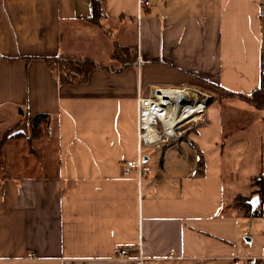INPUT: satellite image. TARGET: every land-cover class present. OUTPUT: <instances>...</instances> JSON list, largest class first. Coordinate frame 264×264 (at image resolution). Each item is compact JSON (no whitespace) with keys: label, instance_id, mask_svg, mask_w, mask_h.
<instances>
[{"label":"crops","instance_id":"1","mask_svg":"<svg viewBox=\"0 0 264 264\" xmlns=\"http://www.w3.org/2000/svg\"><path fill=\"white\" fill-rule=\"evenodd\" d=\"M146 1L101 0L94 25L92 0H0V264H130L121 249L152 264H233L264 244V214L234 201L257 187L235 193L232 176L234 164L257 169L254 180L264 170V111L228 95L264 87V3ZM114 42L134 49L132 64L82 85L58 84L45 61L103 65L95 55L111 60ZM149 87L211 100L158 162L143 150L151 173L138 181L124 167L137 160L136 98ZM42 115L48 132L32 139Z\"/></svg>","mask_w":264,"mask_h":264},{"label":"built area","instance_id":"2","mask_svg":"<svg viewBox=\"0 0 264 264\" xmlns=\"http://www.w3.org/2000/svg\"><path fill=\"white\" fill-rule=\"evenodd\" d=\"M137 1L140 7L149 6L146 0ZM210 100L208 94L191 88L139 89L136 98L137 160L126 163L124 174H135L138 181L149 175L151 170L144 163L143 150L180 141L183 133L197 129L205 122ZM33 257V254L28 255L30 259ZM116 258L130 264H152L155 260L154 257L144 255L141 249L136 255L121 249ZM232 263L264 264V244L256 254L234 257Z\"/></svg>","mask_w":264,"mask_h":264},{"label":"trees","instance_id":"3","mask_svg":"<svg viewBox=\"0 0 264 264\" xmlns=\"http://www.w3.org/2000/svg\"><path fill=\"white\" fill-rule=\"evenodd\" d=\"M264 3V0H261ZM103 17V6L101 0H92V17L89 22L97 25L100 19ZM131 47H120L114 42L113 53L111 54V60H116L120 63V67L113 69L102 64H98L89 58H76V57H57L45 59L48 68L52 71L58 84L60 85H82L87 82L89 74L96 69H105L109 72L119 73L130 64H132V58H135V51ZM131 59V61H130ZM198 90V89H197ZM200 90V89H199ZM202 91V90H200ZM205 92V91H203ZM230 97L237 98L246 104L254 107L257 110L264 111V87L261 86L253 90L249 95L244 94H228ZM264 119V118H263ZM49 119L47 116H36L29 122V134L30 138L37 139L42 138L48 132ZM257 190L250 197H243L238 195L234 201L237 206L244 209V215L249 218L259 217L264 214V170L258 174L255 179V185ZM252 197L259 198V208L251 211V207L248 204Z\"/></svg>","mask_w":264,"mask_h":264},{"label":"rangeland","instance_id":"4","mask_svg":"<svg viewBox=\"0 0 264 264\" xmlns=\"http://www.w3.org/2000/svg\"><path fill=\"white\" fill-rule=\"evenodd\" d=\"M102 56H103L102 54L97 53L95 55V58H96L97 61L103 63V65L105 64V66H108L110 68H115V67L120 66V63L118 61H116V60H110V59H105L104 56H103V59H101ZM207 93H210V92L208 91ZM238 110H240V109H238ZM188 133H183L182 136H181L182 137L181 140L185 139L187 137ZM227 146L228 145H225V150H224V156H223L224 163L226 162V159H227V157H226V154L228 153L227 150H226ZM163 148H164L163 146L148 148L147 153L148 154H153V156L156 157L157 162H158L159 158L161 157V149H163ZM239 153L240 152H236L234 154L236 160L241 161L243 159H246L245 156L243 158L242 157H239ZM251 170L252 171L245 172V174H244V173H242V168L238 167L235 164L233 165V167H232V171L234 172V174L232 175L233 176V179H234V182H233V184H234L233 185L234 186L233 192L238 193V194H242V195H247L248 190H251L250 188H253V186L255 185L254 178H255V175L258 173V171L255 168H252ZM227 176L228 175H226V178H225L226 179V183H227ZM236 176L238 177L237 178V180H239L238 182H236V180H235ZM248 221H251V219L248 220ZM261 230L262 229H261L260 225H256L255 232L256 233H260V232H262Z\"/></svg>","mask_w":264,"mask_h":264},{"label":"water","instance_id":"5","mask_svg":"<svg viewBox=\"0 0 264 264\" xmlns=\"http://www.w3.org/2000/svg\"><path fill=\"white\" fill-rule=\"evenodd\" d=\"M248 204L250 205L251 207V211H254L258 205H259V199L258 197H253L249 202Z\"/></svg>","mask_w":264,"mask_h":264},{"label":"bare ground","instance_id":"6","mask_svg":"<svg viewBox=\"0 0 264 264\" xmlns=\"http://www.w3.org/2000/svg\"><path fill=\"white\" fill-rule=\"evenodd\" d=\"M208 100H209V98H208Z\"/></svg>","mask_w":264,"mask_h":264}]
</instances>
